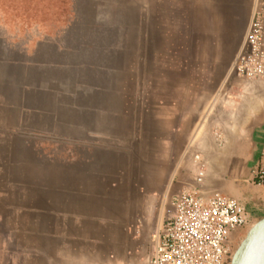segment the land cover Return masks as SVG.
Here are the masks:
<instances>
[{
  "label": "rangeland",
  "instance_id": "374dc122",
  "mask_svg": "<svg viewBox=\"0 0 264 264\" xmlns=\"http://www.w3.org/2000/svg\"><path fill=\"white\" fill-rule=\"evenodd\" d=\"M212 2L0 0V264L45 250L50 187L126 173L134 116L167 73L229 69L240 43L215 56Z\"/></svg>",
  "mask_w": 264,
  "mask_h": 264
},
{
  "label": "crops",
  "instance_id": "0c3cea01",
  "mask_svg": "<svg viewBox=\"0 0 264 264\" xmlns=\"http://www.w3.org/2000/svg\"><path fill=\"white\" fill-rule=\"evenodd\" d=\"M251 3L213 0L215 56L223 40L241 46ZM172 72L159 96L134 116L125 174L119 164L93 173V189L67 181L50 187L46 228L36 232L45 252L33 250L25 263L149 264L165 205L193 185L195 156L206 164L205 186L237 199L248 224L264 216V183L251 180L264 151V82L244 79L231 65ZM11 252L7 248L10 258L5 253L1 264H21Z\"/></svg>",
  "mask_w": 264,
  "mask_h": 264
},
{
  "label": "built area",
  "instance_id": "2783aa9c",
  "mask_svg": "<svg viewBox=\"0 0 264 264\" xmlns=\"http://www.w3.org/2000/svg\"><path fill=\"white\" fill-rule=\"evenodd\" d=\"M231 69L246 80L264 81V0H254L251 18ZM193 185L172 195L154 233L149 264H228L231 234L248 226L244 206L205 187L206 164L195 156ZM264 183V151L251 172Z\"/></svg>",
  "mask_w": 264,
  "mask_h": 264
},
{
  "label": "water",
  "instance_id": "95a60500",
  "mask_svg": "<svg viewBox=\"0 0 264 264\" xmlns=\"http://www.w3.org/2000/svg\"><path fill=\"white\" fill-rule=\"evenodd\" d=\"M228 264H264V216L250 225Z\"/></svg>",
  "mask_w": 264,
  "mask_h": 264
},
{
  "label": "bare ground",
  "instance_id": "6f19581e",
  "mask_svg": "<svg viewBox=\"0 0 264 264\" xmlns=\"http://www.w3.org/2000/svg\"><path fill=\"white\" fill-rule=\"evenodd\" d=\"M248 227H249V225H248L246 228H248ZM248 229H249V228H248ZM233 233H234V232H233ZM233 233H232V234H233ZM232 234H231V235H232Z\"/></svg>",
  "mask_w": 264,
  "mask_h": 264
}]
</instances>
